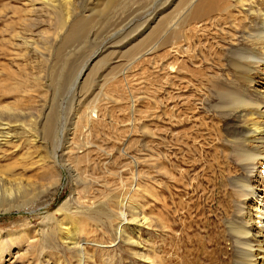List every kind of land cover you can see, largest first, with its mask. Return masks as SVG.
<instances>
[{"label": "bare ground", "instance_id": "6f19581e", "mask_svg": "<svg viewBox=\"0 0 264 264\" xmlns=\"http://www.w3.org/2000/svg\"><path fill=\"white\" fill-rule=\"evenodd\" d=\"M114 2L27 0L26 10L14 9L19 30L12 38L34 52L32 28L49 23L52 17L57 19L54 37L64 41L96 39L103 34L112 41L122 37L114 43L117 46L129 38L134 42L127 51L130 60L119 70L124 80L127 71L151 63L152 54L163 52L164 97L161 114L155 117L161 127L156 144L154 127H145L152 142L146 166L159 173L160 193L151 177L153 182L146 179L147 188L142 189L141 172L133 170L140 163L130 151L103 150L104 146L94 143L96 136L91 141L92 130L101 119H97V106L93 105L75 116L73 129H84L79 133L82 140L76 136L80 140L77 148L69 143L74 132L67 138L60 137V130L59 134L52 132L51 136L62 143L61 152L65 151L61 158L53 152L47 156L58 167L53 182L23 181L18 174L0 170V214L28 211L56 188L65 171L72 187L69 198L55 210L61 218L45 215V223L34 229L31 239L25 232L15 238L27 241L28 248L37 249L39 256L44 250H53L67 257L60 261V255L48 251L43 261L32 264H66V260L67 264L72 260L93 264L97 252L119 244L130 246L138 261L132 264H264V82L258 84L264 81V0H159L136 27H132L135 21L131 13L112 25L95 28L100 18L107 17L104 20L108 23L115 17L111 9ZM159 16L162 20L146 34ZM23 27L30 36L23 33ZM100 48L104 51L91 55L76 82L105 52V46ZM114 80L115 84L122 81ZM115 84L113 91L122 96L126 91ZM19 86L12 90L20 91ZM37 108L33 114L31 109L0 106V152L2 148L21 147L18 131L29 134L30 146H43L44 137L54 130L50 127L51 106L49 111L42 108L46 114L41 113V106ZM113 151L119 155L115 157ZM99 152L106 155V163H101L102 176L92 178L78 166H90L95 159L92 155ZM45 159L40 164L50 165ZM118 166L129 175L125 179L128 184L114 170ZM141 192L146 195L143 205L136 199ZM127 226L132 227L128 230ZM97 229L108 236L109 246L102 247L105 242L91 238ZM142 231L144 239L139 237ZM62 235L68 237L62 239ZM4 249L0 246V254Z\"/></svg>", "mask_w": 264, "mask_h": 264}, {"label": "rangeland", "instance_id": "374dc122", "mask_svg": "<svg viewBox=\"0 0 264 264\" xmlns=\"http://www.w3.org/2000/svg\"><path fill=\"white\" fill-rule=\"evenodd\" d=\"M26 2L27 0H0V96L1 94L4 95V99L0 97V106L6 105L7 107L16 108L18 110L31 109L33 114H36L33 109L38 107V110L39 106H41V113L46 114L51 106L49 115L50 127L54 130H51L50 133L44 137L43 146L45 148L43 146L38 148L37 146H30L27 144V141L30 140L29 134L27 136V134L25 135L22 131H18V133H20V137H18L19 143L22 145L17 149L2 148L0 152V170H8L7 172L10 171L15 175L18 174L20 176L16 175L18 179H23V181L28 180L32 183H38L39 181L41 182V180L46 183L49 181L53 182L54 176L56 175L55 171L58 167L52 165V160L48 159L49 153L53 152L61 158V155H64L65 151H63V153L61 152L62 143L61 141H56L54 137L51 136L52 132L55 131V134H59L60 130V133H63L59 134L61 138L62 135L67 138L66 136L68 133L72 134V132H74V138L72 137V141L69 143H72V148H77L75 144L80 142L79 138L81 140L83 139L80 134L84 132V129L82 127L80 128L81 131L79 128L78 130L73 129L76 125L75 116H81L83 111H86L84 109L94 105L97 106V119H101L99 121L97 120L98 126L96 124V129L93 128L92 130L91 141L93 142V137L96 136L94 143L99 144L101 148L104 146L105 148L103 147V150L109 151V149L111 150L112 148L116 150L119 148L121 150L130 151L131 156L134 155L140 163L138 166H134L133 170L137 169V172H141L139 184H141L142 189L147 188L148 182L146 179L153 182L150 180L151 177V179L155 180V184H153L155 185L154 188L156 192L160 193L161 187L158 183L160 181L159 173L155 172V170L152 171L146 166L145 160H147V155H149L148 147H152L150 144L152 142L149 141L151 138L145 132V127H150L151 124V127H154L156 138H154L153 143L156 144L155 141L160 135L161 127L159 121H157L155 117L161 114L160 109L164 97L163 72L161 70L163 52L157 51L154 55L152 54L149 57H152L151 63H144L127 71L124 74L127 80H124V77L120 76L119 70L120 67L124 66V64L130 60L127 58V51L134 45L131 39L125 38V40H121L117 46L114 43L122 39V37H117L119 39L112 41V39L105 38L103 34L98 35L96 39L91 37L89 39L80 38L76 40L77 42L74 40L64 41L60 39L61 37H54L53 35V31L57 27V19L55 17H52L49 23H40L41 25L38 24L35 28H32V42L35 49V51L32 52V48H26L24 45L20 46L21 43L12 38V34L19 30L17 13H14V9L26 10L27 8L24 6ZM158 2L159 0H115L111 8L115 10V17L111 18L108 23L104 20L107 17H102L99 20L97 19L98 22L95 28H102L104 24L112 25L120 17L125 14L130 15L131 13V19L135 21L132 27H136V25L140 24L143 18L148 16V13L156 7ZM89 8H93V5L89 4ZM142 16L143 18H141ZM160 18L161 16L149 25L146 34H150L154 31ZM160 20H162V18ZM23 29L25 30L23 33L26 36H30L26 34L27 28L23 27ZM45 31H48V33L44 34L43 32ZM106 44L110 46L107 47ZM11 45H13V47ZM103 46H105V52L101 53L90 63L82 78L76 82L77 75L81 73L82 67H84L85 64L91 60L93 54L100 51V47ZM101 50L104 51L103 49ZM114 52H116V54ZM28 55L30 57H28ZM17 65L19 66L17 67ZM262 77L264 78V73ZM114 78L122 81L115 84ZM263 82L264 81L258 84L262 86ZM114 84L120 91L124 90L126 92L121 96L118 92L113 91L115 90V88H113ZM2 85L6 89H3ZM16 85H20V91L16 92L12 90ZM255 87L259 86L255 85ZM129 94L132 97L130 100ZM42 108H46L48 111ZM64 123H66V126ZM63 127L65 129H63ZM76 136H79V138ZM61 140L64 146L65 142L63 139ZM24 141L26 143H24ZM155 147L157 148L156 145ZM3 151L5 152L4 154H2ZM116 152L117 151H115V153L114 151L112 152L115 157L119 155V153ZM146 152L148 154H146ZM28 155H30V157ZM26 156L28 157L25 158ZM37 157H40V160ZM93 157L96 161H94L95 159ZM43 158L48 161L50 160L49 162H51L50 165L52 166L41 165L42 160H44ZM106 158L103 152H99L92 155L91 159L94 160L91 161L92 164L90 166L87 167V165H82L81 163L78 167L82 169L81 172L84 170L83 173L87 176L98 178V176H102L103 171L101 168L103 164L101 163H106ZM36 160L39 161L38 165L35 164ZM130 161L131 160H128L126 163ZM94 163L95 165H93ZM47 167H49V169H47L49 171L48 173L45 169ZM50 167L53 169L51 170ZM118 168H114V170H117L118 173L121 174L122 180L127 179L129 175L124 173L123 167L118 166ZM260 170L261 167L256 172ZM50 171L53 174V176L51 175L52 177L49 176ZM124 183L128 184L127 180H125ZM134 183L133 181L131 186ZM71 187L70 178L67 173L63 171L60 183H58L56 188L50 190V192L42 197L34 207L21 213L10 212L0 214V246L5 248L2 254H0V264H32L45 259V256L49 254V250H44L43 254L39 256L37 249L28 248L27 241L15 237H18V235H20L19 233L25 232L26 237L31 239L30 236L32 237L35 231L34 229L38 227L41 228L42 224L45 223V215L51 214L53 218L60 219L61 217L59 214H55V210L64 200L69 198ZM79 190L78 188L77 191ZM143 194L144 193L141 192L140 196L136 197L139 204L142 205L146 203V199L144 198L146 195ZM53 227L54 225L51 228ZM131 227L132 226H127L126 229L129 230ZM47 228L45 227L43 229ZM144 232L142 231L141 235L139 234L141 239H144ZM67 237V235L61 236L62 239ZM91 238L96 241L105 242V244L100 245L102 247L109 246L110 244L108 243L110 241L108 236L104 235L99 229L92 233ZM115 242L113 243L114 245L118 243V241ZM117 246L106 249L103 248L105 251L97 252L93 259V264H132L138 262L134 259V256L131 255L130 246H125V244H119ZM49 252L60 255V261L65 260L67 257L66 255L61 256L60 252H57V254L56 251L53 250ZM68 264L76 263L72 260L71 263ZM139 264L143 263L140 262Z\"/></svg>", "mask_w": 264, "mask_h": 264}]
</instances>
